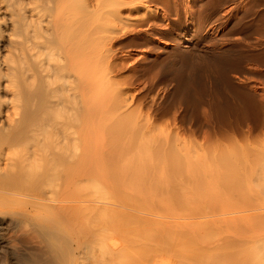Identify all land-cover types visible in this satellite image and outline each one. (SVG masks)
Returning a JSON list of instances; mask_svg holds the SVG:
<instances>
[{"label": "rangeland", "instance_id": "rangeland-1", "mask_svg": "<svg viewBox=\"0 0 264 264\" xmlns=\"http://www.w3.org/2000/svg\"><path fill=\"white\" fill-rule=\"evenodd\" d=\"M157 1L151 4L158 10L156 18L141 23L139 27L137 26V35L129 36V40L126 38L120 44L117 36L121 35V31L123 33L126 28L121 21L113 23L109 20L108 22L107 7L104 6L105 9L97 8L96 10L94 1L92 8H95V11L94 13L93 11L89 12L82 0H76L71 8L68 6L69 14L64 7L63 11L66 13V18L68 17L67 14L71 16L72 10L74 13L70 17L72 22L73 20H75L74 23L80 21L84 25L90 23L91 27H94L93 64L96 68L93 67V69L96 71L93 70V73L96 87L93 86L92 108L101 106H98L99 108L96 110L93 109V113L96 114L97 111V114L96 116L93 115L94 133L91 135L93 136L92 139L94 138L92 149L95 161H93L92 175H90L89 180H84L85 182H79L78 185L74 186L72 188H75L74 191L71 187L68 188L71 189L72 194L68 189L66 194L65 188L57 180L60 171L62 172L60 168L49 172L47 167L43 168L45 167L43 164L39 165L33 162L24 170L25 173L31 171L25 176L29 175V179L30 174H34L33 176L37 177H32L29 179L31 182L28 180L25 181L26 183L23 181L27 179L23 174L24 171L22 172L23 179L18 176V182L15 179H10L11 182L7 180L6 176L8 174L13 176V171L11 169L6 170L5 167L1 168L4 172L0 173L1 181L5 179L4 181L11 184H8L6 188L2 186L7 190L5 192L2 191L1 185L5 186L7 183L0 184V264H94L99 259L108 261V264H186L185 262L189 264H199V262L200 264H214L213 260L222 253H218L219 255L214 257L215 259L212 258L217 254L216 251L220 250H215L219 248L217 245L221 244L218 242L222 239L224 241L225 237L233 244L235 237L231 236V233L228 234L222 230L215 232V227L210 229L208 226L183 228L185 233L183 230L180 233L181 228H176L173 232L167 233V235L173 233L169 237L163 234L165 233L163 230V232H156L158 228L150 224L151 228L156 227V230H152L149 224L143 220L150 217L168 220L179 218L182 221L190 218L201 220L207 217L208 219H219L238 216L251 211L249 209L242 210V208L239 211L235 207L240 204L239 207L247 206V202L249 203L251 197H254L252 196L254 193L251 190L252 187H249L252 195L247 192L248 188L245 189L247 191H244V194L240 195V192L235 195L231 194L232 196L220 189L225 176V180L227 178L226 183H228L229 179H234L242 174L240 171L243 169L237 175V170H234L235 174L232 171V175L228 173L230 171L228 170L229 176L227 173L215 170L216 167L213 166L218 165V163L208 160L207 155H218L221 152L226 154L227 152L231 154L238 152L237 154L240 155L244 152L242 155L245 157L243 160V166H245V161H248V152H251L255 146L260 148L258 144L261 142L264 146V140H262L264 139V0H172V3L170 0H166L168 3L163 2L164 5H162L163 0H160L161 4ZM74 5H76L75 8H73ZM54 10L48 9L42 16H45L44 18H47L46 15L48 18H50L49 15L54 18L62 16L60 8L59 17L57 10ZM123 13L126 15L127 10ZM105 14H108V18ZM76 15L77 17L80 16L77 18ZM0 16L8 18L10 12L5 15L0 14ZM93 16L95 17L93 18ZM67 24L72 23L67 21ZM7 29L6 35L14 33L11 28ZM21 34L22 36L19 34L17 37L14 36L16 40L13 37L14 40H9L10 37L8 36L0 42V58L6 56L14 58V55L16 56L15 53L9 54L7 52H9L8 48L13 47V43L16 45L26 41V35L23 37L22 31ZM44 36L41 41H45L46 35ZM115 36L116 38L113 39ZM112 39L116 43L110 41ZM120 40H122L121 37ZM41 41L38 44L42 45ZM127 41L128 43L125 44ZM113 44L114 52L110 53L111 55L104 53ZM41 47L42 52L45 53L40 52L43 56L39 53L38 58L43 61L44 56L47 60L51 54L58 52L59 57L61 53H59L60 50H55L53 53L52 49H57L55 47H50L51 50L48 47L49 53L47 48L44 51L45 48ZM55 55H52L51 58H56ZM38 58L36 60H39ZM51 58H49L50 61ZM51 62L55 63L54 60ZM17 71L15 69V75L20 74ZM108 79L111 82L115 81V84L117 81L122 84L108 85ZM3 80L2 82H4ZM115 87L118 88V93L115 92ZM1 90V100L11 99V92L8 91L9 94H7V90ZM113 92L114 94H112ZM4 106L3 109L7 108L8 105L5 104ZM105 115L107 116L104 117ZM8 127L7 124L5 131L7 133L3 134V138L7 137L1 139L5 141L0 140V145H3L6 151L8 149L6 142L10 140L7 134L14 132V129ZM46 135L48 136V134L44 135L45 141L52 142V137ZM255 136L260 143H254L253 137L256 138ZM30 142L31 144L29 143L26 147L28 151H30V145L34 144L33 140ZM263 146L259 152L264 150ZM15 150L16 153H19L16 154ZM15 150L11 155L17 160L23 154L24 148L19 147ZM122 150L127 153H123ZM262 152L264 155V151ZM171 153L175 155L185 153L193 156V160H189L191 170L186 171V178H188L186 181L189 182L183 183L185 185L177 183L179 178L175 179V176L178 174L175 175L172 172L175 175L172 176L173 174L171 175L168 171L171 170L169 167L171 158L169 154L171 155ZM34 165H39L40 168L37 166V170ZM247 167H244V173L247 171ZM133 170L135 171L133 172ZM34 171L36 172L34 173ZM43 172L55 173L53 176L48 173L51 177L48 176L50 183L46 178L44 180L39 179V174L41 173V176L44 174ZM244 173L243 177L239 176V180L244 179ZM246 173L245 176L248 175ZM2 174L4 175L1 176ZM183 175L181 173L182 177ZM231 176L233 178H229ZM33 178L40 180L39 182L36 180L37 186L36 182H33ZM51 179L56 182L51 181ZM230 180L228 184L232 185L236 178L231 182L232 184ZM13 181L16 186L13 184L11 187ZM174 181L177 187L172 185ZM44 182L46 184H43ZM51 182L52 185H50ZM243 182L250 184L248 176ZM55 183L57 186H54ZM247 183L241 184L243 188L251 186ZM223 185H225V181ZM9 186L10 189L12 188L11 192L8 191L10 189H7ZM42 186L44 189H41ZM197 187L202 189L199 190ZM39 188L45 193H51V195L44 194V196H52L51 199L44 197L42 192H37L41 193L39 196L36 193V191H40ZM173 188L174 191L177 190L176 194ZM25 189L27 192L24 191ZM257 189L259 190V188ZM17 191L22 193L18 192L17 195ZM197 191H199L198 194ZM2 192L7 194L6 198L3 196L5 194H1ZM9 194H12L11 197ZM20 194H23L24 197ZM259 194H261V198L255 197L259 200L263 199L264 194ZM8 196L9 198H7ZM262 205L264 207V203ZM106 208L118 212L116 215L110 214L109 216L108 213H105L108 211L104 212ZM188 229L192 230L189 232ZM229 229L232 230L231 227H228L226 231ZM175 230L178 231L176 234ZM210 230L211 233L208 232ZM254 230L259 232L261 229L259 230L257 227ZM245 233L250 237L249 231V235L247 232ZM179 234L182 235L179 236ZM206 234L209 237L204 239ZM199 236L203 237L199 238ZM235 236L237 237V234ZM247 236L241 238L248 239ZM230 237L232 239H229ZM256 237L253 236L252 241L249 240L250 238L248 239L252 242L249 245L253 246L250 247L253 248L254 252L260 249L261 251L259 250L260 252L257 251L255 254L262 256V253L264 254V242L261 240L263 237L258 236L257 239ZM207 238H210L209 241ZM238 238H240L239 235L237 240ZM243 242L244 240L242 244ZM244 244L248 245V243ZM223 245L225 247V242ZM87 248H91L92 251L91 249L86 251ZM240 249L246 253L245 248L239 247L238 255ZM247 249L249 250V248ZM225 250H223V254L226 252ZM228 250H231V247ZM185 253L189 255L187 256ZM192 254L196 256V259L200 256L203 257L205 260L201 259V261L203 260L204 263L199 259L196 260ZM202 254L205 255V258ZM247 256L249 254L246 255V258H249ZM250 259L249 261H251ZM262 259L264 260V256ZM254 260L257 261L258 259L255 258ZM194 261H198V263ZM257 263L260 264L258 261Z\"/></svg>", "mask_w": 264, "mask_h": 264}, {"label": "bare ground", "instance_id": "bare-ground-1", "mask_svg": "<svg viewBox=\"0 0 264 264\" xmlns=\"http://www.w3.org/2000/svg\"><path fill=\"white\" fill-rule=\"evenodd\" d=\"M75 1L74 0H0V14L5 15L6 13L10 12V17H8V18H5V16H3V17L0 16V42H2V40L7 38L8 36L10 37V39L8 38L9 40H14L15 39L14 36L16 35V37H17L18 34L22 36L21 31H22V33H24L23 37H24V35H26L25 38L27 37L26 41H24V43L19 42V40H18L19 43H17L16 45H15V43H13V47L11 49L8 48L9 52L6 51L9 54L15 53L17 57L14 55V58L10 57V56L0 58V90L1 89H2L1 91H3V89H4V91L7 90V94H9L8 91L12 93V94L10 93L11 94L10 97L11 96L12 97H11V99L8 98L9 100L8 99H6V100L2 99L1 100V97H0V140L7 137V136H5L3 138V134L7 130V124L9 126L8 128L11 127V129H14V132L7 134L8 138L10 139L9 141L6 140L7 141L6 143L8 144L7 151L5 150L6 148H4L3 145H0V173L3 171V170H1V168H3V167H5L6 170L11 169V171H13V173L11 172L13 174V176H9V174L5 171L6 174H8L7 175L8 177L6 176L7 180L11 181L10 179L17 180L18 176L19 177L21 176V179H23V177H22L23 174H24V176L26 174H29L31 171L29 173H27L28 171L25 173L24 170H26V167L33 162H34V164L35 163L36 164L38 163L39 165L43 164L45 166L43 168L47 167L49 172L53 171L54 169L60 168L62 170V172L60 171V174L58 173L59 177L57 180L65 188L66 194H67L66 190L68 188L71 187V189H72L74 186L78 185L79 182H82L84 180L85 181L89 180L91 177L90 175H92L91 173L93 170V161H94V159H93L94 155H93V149H92L93 145L92 144L94 142L93 141L94 138L92 139L93 136H91V135H93L92 133H94L93 132V126H94L93 125V121H94L93 115L96 116V114H97V111H96V114L93 113L94 112L93 109L95 107L92 108V106H93V104H92L93 89H94V87H96L94 85V83H95L94 81H96V80L94 79L95 76L93 73L94 72L93 70H95V69H93V67H95L93 64L94 63V59H93V54H94V51H93V44H94L93 43V37H94L93 33L94 32L93 31H94V27L92 28L91 24L88 22L87 23L90 24V26H88V24L86 25V23H85V25H84V23L81 24L80 21L74 23L75 20H73V22H72V20H70V17H72V15H74V13H72V10H71V16L68 15L69 10L67 8H68V6L71 8L72 4H74ZM94 1L93 0H82V2L84 3V6H86V8H88L89 12L93 11V13H94L95 8L94 9L92 8L94 3L96 5V10H97V8L100 9V8H104V6H105V8L107 7L108 14H109V15L105 14V16L107 18L109 16L108 22L110 20V21H113V23L114 22H120V21L124 23V27L126 28L125 31L123 33L121 31V35L119 34L117 36L119 38V42H118L119 44H120V42L123 43L126 40V38L127 39L129 38V36L136 34V31H138V30H136L137 26L139 27V25H141V23L148 22L152 18H156L157 13H158L157 8L152 7V5H151V4H153V2L156 3L157 0H94ZM158 1L161 4V1L160 0H158ZM158 1H157V3H159ZM167 1H169V0H167ZM163 2L165 3L166 0L162 1V5H164ZM170 2L172 3V0H170ZM170 2H169V6H170ZM166 3H168V2H166ZM66 4H67V6H66ZM75 6L76 5H74L73 8H75ZM166 6H168V5H166ZM64 7H66V11H68V14H67L68 17L67 18L65 17L66 13L63 11ZM108 7H109V9H108ZM59 8H60V10H62V16L61 17H59V14H60ZM48 9L50 11H53L54 9L57 10L56 12H58V14L56 12L55 13L58 15L59 18H57V17L54 18V17H51L50 15H49L50 18H48V15H46L48 19L44 18L45 16L43 17L42 14ZM125 10H127L126 15H124V13H123ZM63 13H64V17H63ZM44 15H45V13H44ZM76 17H77V15H76ZM94 17L95 16H93V18ZM65 21L66 22L68 21L69 23H72V24L66 25ZM64 24L66 27L64 26ZM107 24H109V23H107ZM61 25H63L62 26L63 28L62 27L60 28ZM5 28H6V30H5ZM7 28H11L14 33H10V34L8 33V35H6L8 32ZM121 28H123V27H121ZM61 30H62V33H61ZM63 30H64V32H63ZM66 30H67V33H66ZM95 30H96V28H95ZM18 31H19V33H18ZM16 32H17V34H16ZM44 35H46L45 41L44 40L41 41V39L43 37H45ZM12 37L14 39H12ZM120 37L122 40H120ZM37 38L38 39L40 38L39 41H41L42 45L40 43L38 44L39 41ZM111 38H112V36H111ZM114 38H116V36L113 37V39ZM32 39H34V41H32ZM113 39L110 41H113ZM20 41H22V40H20ZM10 42H12V41H10ZM113 42H115V41H113ZM127 43H128V41L125 42V44H127ZM41 46H43V48H45L44 51H46V48L48 49V47H49V49H50V47H55L57 49L53 48L54 49V50L52 49L53 53L55 50L56 51L60 50L59 53L61 52L60 53L61 56L59 54V57H58V52L57 53L55 52L54 54H51V57H53L52 55L56 54L55 55L56 58L52 59L51 57H49V58H51V61L54 60L55 63L51 62L49 58H48L49 60L48 59L46 60V56H44V58H43L44 61H43V60L38 58L39 57L38 54L43 51ZM124 46H127V45H124ZM0 47H1V45H0ZM2 47H4V46L2 45ZM49 49H48V53L50 52ZM107 52H109V53H107ZM107 52L105 50L104 53L109 55L110 53L114 52V44L111 48L108 49ZM42 53H40V55L43 56V54L45 52L43 54ZM105 56H107V55H105ZM47 57H48V55H47ZM37 58L41 61L37 62V61H39V60H36ZM105 58H107V57H105ZM30 60H32V61H30ZM56 60H57V62H56ZM29 61H30V63H29ZM95 63H96V61H95ZM15 69L19 71L20 74L17 71V73L19 75H17V74L15 75V73H16ZM103 78H105V77H103ZM125 78H127V77H125ZM109 79H108V81H109ZM2 80L4 82H2ZM114 82L109 81L108 85L113 84ZM118 83L122 84L121 82L117 81L116 84H118ZM117 89L118 88L114 89L115 92H117ZM240 93H242V92H240ZM112 94H114V92ZM0 96H1V94H0ZM238 98H239V96H238ZM100 99H102V98H100ZM241 99H243V98H241ZM247 100L250 102L249 99H247ZM222 102H223V100H222ZM241 102H244V101H241ZM249 102H247V103H249ZM252 102H253V100H252ZM5 104H6V106L7 105L8 106H7V108L3 109V107H5L4 106ZM96 105H98V104H96ZM98 106H101V105H98ZM98 106H96V108H99ZM96 108L94 110H96ZM101 110H102V108H101ZM120 110H122V109H120ZM102 112H103V110H102ZM116 114H115V116H116ZM101 115H103V113ZM226 115H228V113ZM106 116L107 115H105L104 117H106ZM100 117H102V116H100ZM95 121H98V120L95 119ZM113 122H114V120H113ZM95 123H97V122H95ZM100 123L101 122H99L97 124H100ZM95 129H96V127H95ZM98 129H100V128H98ZM123 131H125V130H123ZM45 134H48V136L46 135L47 137H49V136L52 137V142L51 141H49V142L45 141V138H44ZM99 134L101 135V132ZM94 136H95V134H94ZM255 137L256 138L253 137L254 143L255 144L260 143L257 136H255ZM32 140L34 141V144L30 145L32 149L30 148V151H28V150H26L27 149L26 147L28 146L29 143L31 144L30 141H32ZM260 140H261V138H260ZM262 140H264V139H262ZM1 141L3 142L5 140H1ZM252 143H253V141H252ZM258 145H260V148H261V146H263L262 142ZM19 147L24 148V152L22 154L20 151V153L22 155L19 157V159L16 160L15 158H13V156L11 154L16 148H19ZM251 148H253V147H251ZM260 148L255 146V148L251 149L252 151L254 150L253 152L252 151L248 152L249 154H248L247 158H248L249 162L248 161L247 162L249 163V165L245 161V164H246L245 166H243V160H245V157L242 155V154H244V152L240 155L237 154L238 152L236 154H231L228 152L226 154L225 152H221V154L219 153L218 155L217 154L207 155L208 160L216 161L218 163V165L213 166V167H216L215 170L222 171L223 173H227V171L230 170V171H228V173H230V174L232 171H233V174H235L234 170L235 171L237 170L236 175H237V173L239 174L241 172L242 174H240L236 177L234 176L236 178V180L237 179L239 180V176L243 177L242 175H243L244 170H245L244 167L248 166L246 169L247 170L246 172L248 173V175L245 176V173H246L245 172L244 173V179H245V177L247 179V176H248V180H250V184H248L247 182H243L244 179H242V178L240 179L241 182H239L240 180L236 181L235 178L230 180L229 178H233L231 176L228 178L230 180V183L233 180H235L236 184H234L235 181H233V184L231 183L232 185H230V184H228L229 180L227 181L228 183H226V180H227V178L225 180L226 176L225 177L223 176L224 179H223V182L221 185L222 187L221 188L219 187V188L222 191H225V193H227V195L228 194L235 195L236 193L239 194L240 192H241L240 195H242V193L244 191L245 192L247 191L245 189H247V188L249 189V187L250 188L252 187L251 190H252V192L256 193V195H254V193H252L253 194L252 195L250 189L247 191V192H250V194L252 196H254V197H251V200L249 203L247 202V206L239 207L241 205L240 204L239 206L235 207L236 210L237 209L241 210V208H242V210L243 209H245V210L249 209V210H251L250 212L243 213L244 215L239 214L240 216L235 215L232 217H223V218L221 217L219 219H216V218L215 219H212V218L208 219V217H207L206 219H201V220L197 219V218L196 219L190 218V219H184L182 221L179 218L178 219L174 218V219L168 220V219H163V218H158V217H150V218H146V220H143V221L147 222V224H149L150 228H151L150 224L156 226L158 228L157 229L158 231H156V232L163 230L165 232L163 234H166V236H169L170 234L173 235V233H169L168 235H167V233L173 232L174 229H176V228L177 229L181 228V230H179V232L182 233V230H183L185 233L186 231L184 229H187V228H192V227L193 228L194 227L195 228H197V227L203 228V226H205V227L208 226V228L210 229L211 227L212 228L215 227L216 228V229L214 228L215 232L222 230V232L225 231L228 234L231 233V236L233 235V237H235L236 239L235 238H234L235 240L233 239V241L235 242V243L233 242V244L230 241H228V238H225V237H224V241H223V239L220 240L218 242V244L220 242H221V244L217 245V247L219 246V248L217 249L214 246V249L216 248L215 250H219V249L220 250L218 252L216 251L217 254L214 253L216 255H214L212 258L215 259L214 257H217L220 254V252H222V253L215 260H213L215 263L214 262H212V263H214V264H258L257 263V261H258L260 264H264V260L262 259L264 254L262 253V256L259 254H255V253H257V251L259 253L261 250L259 249L260 251L257 250L254 252L253 248H252L253 246L249 245L250 243H252L250 241H252L251 239H253V236L256 237V235H258L259 237L262 236L263 238L261 240L264 242V235H262V234H264V232H263L264 231V229H263L264 228V226H263V224H264V207L262 205V203H264V200H263L264 198L260 199V200L258 199V198H261L260 197L261 194H259V193L264 194V192H263L264 191V155L262 152L264 150H261L259 152ZM263 148H264V146H263ZM124 151H123V153H127ZM16 152L17 151L15 150V153ZM78 152H80V153H78ZM18 153H16V154H18ZM169 156L171 157L169 160L170 161L169 167L171 169V170H168L169 173L171 175L173 173L175 175L178 174L177 176H175L174 174L172 175V176H175V179L177 177L179 178L180 182L177 180V183H182V184L185 183L186 184V182H189V181H186L188 179V178H186L187 177L186 171L188 172L191 170L190 165H189V160H193V156L192 155L189 156V154H185V153H182L180 155H177V154L175 155V154L171 153V155L169 154ZM95 160H96V158H95ZM114 160H116V159H114ZM123 163H125V162H123ZM39 165H37V166H39ZM129 165H130V163H129ZM131 165H132V163H131ZM34 166H36V165H34ZM37 166L35 167L36 169H37ZM127 167H128V164H127ZM136 167H137V165H136ZM39 168H40V166H39ZM240 170H242V171H240ZM23 171H24V173L22 174ZM134 171L135 170H133V172ZM9 172H10V170H9ZM15 172H16V174H15ZM35 172L36 171H34V173ZM136 172H137V170H136ZM2 173H4V172H2ZM48 173H44L41 176H40V174H41L40 173L39 174L40 178L39 177L38 178L40 180H42V179L44 180V178H46V180H48V178L50 177V175H48ZM52 173H54V172H51L49 174H51L52 176L55 175V173L54 174H52ZM181 173H182V175L184 174L183 177L181 176ZM179 174H180V177H179ZM227 174H225V175H227ZM3 175L4 174H2L1 176H3ZM33 175L34 174H30L29 179L34 177ZM28 176L29 175L25 176V177H27V179L23 180L24 183H26L25 181L29 180ZM56 176H57V172H56ZM36 177H34V178H36ZM4 178H5V176H4ZM4 180L5 179H3V181H1V177H0V181H1L0 184H3V183L6 184L7 183L6 184L7 186L1 185V187L3 186L6 188V187H8V184H11V183H8V181L6 182ZM19 180H20V178H19ZM36 180L34 179L33 182H36L35 184L37 186L38 180L37 181ZM49 180H48V183H50ZM51 181H55V180L51 179ZM175 181L173 184L171 183L174 186H176ZM224 181H225V185H223ZM16 182H18V180ZM28 182H31V181L29 180ZM46 182H44L43 184H46ZM246 183H247V185H251V186H245L243 188L242 185L243 184L245 185ZM13 184H14V186H16L14 181H13L11 187L13 186ZM185 184H183V185H185ZM40 185H42V184H40ZM47 185H49V184H47ZM50 185H52V182ZM55 185L57 186L56 183L54 184V186ZM240 186H242V187H240ZM38 187H40V186L38 185ZM43 187L44 186H42L41 189H44ZM58 187H60V186H58ZM63 187L61 188V190L63 189ZM257 188H259V190L261 189L262 191L260 192ZM7 189H10V186ZM26 189L24 191L27 192ZM56 189H57V187H56ZM71 189H68V191L70 192ZM198 189L200 190L202 188H198ZM5 190L6 189H4V188L2 189V191H4V192H5ZM11 190H12V188L8 191L11 192ZM39 190H40V188H39ZM72 190L74 191L75 188ZM174 190L175 189L173 188V191ZM195 190H197V189H195ZM212 190L214 191V189H212ZM212 190H210V191H212ZM15 191H16V189H15ZM176 191H174L175 194H176ZM18 192L19 191L16 192L17 195H18ZM37 192H42L43 196H44V194L48 193V192L45 193V191H42V190L36 191V193ZM55 192H57V191H55ZM198 192L199 191H197V194H198ZM13 193H15V192H13ZM215 193H216V191H215ZM1 194H5V193L2 192ZM12 194H9V196L11 197ZM33 194H31V195H33ZM37 194L39 195L41 193H37ZM48 194L51 195V193H48ZM56 194H58V193H56ZM17 195H16V197H17ZM3 196H5V198H6L7 194H5ZM9 196L7 198H9ZM21 196H23V194ZM39 196H41V195H39ZM63 196H66V195L63 194ZM67 196H69V195H67ZM250 196H249V198H250ZM255 196H257V197L259 196V197L257 198ZM42 197H40V198H42ZM44 197H49L51 199L52 196H44ZM12 198H14V196H12ZM18 198H22V197H18ZM253 198H255V199H253ZM256 198H257V200H256ZM67 199H69V197ZM261 200H262V202H261ZM178 201H180V200H178ZM220 201H222V200H220ZM237 205H238V203H237ZM221 208H222V206H221ZM235 209H233V210H235ZM222 210H224V209H222ZM105 211H108V212H105ZM69 212H72V211H69ZM104 212L106 214L108 213L110 216V214L116 215V212H118V211L106 208V209H104ZM126 215H129V214H126ZM123 218H124V216H123ZM260 225H261V228H260ZM262 226H263V228H262ZM156 227L155 228L153 227L151 229L156 230ZM228 227L229 228L231 227V229L233 231L230 229L228 231H226L228 229ZM257 227L259 230L261 229L260 230L262 232L261 235H260V233H261L260 231L257 232L256 230H254ZM234 228L236 229L235 231H234ZM238 228L243 232L242 234ZM245 228L246 229L250 228L253 231H251L249 229L246 231ZM191 230L188 229L189 232ZM199 230H200V228H199ZM175 231H176L175 232V234H176L178 231L177 230H175ZM193 231H194V229H193ZM244 231L247 233L249 231L250 235H249V233H248V235L250 237H248ZM208 232L211 233L212 231L210 230ZM233 232H234V234H233ZM235 232H240V233H235ZM255 233H257V234H255ZM236 234H237V237L239 235L240 238L241 237L246 238L245 237V235H246L248 237V239L250 238L249 239L250 241L248 239H243V238H241V239L238 238V240H237V237L235 236ZM243 234H244V236H242ZM251 234H252V236H251ZM180 235H182V234H179V236ZM258 236L256 237V239L258 238ZM202 237L199 236V238H202ZM206 237H209V236L206 234L204 239H206ZM210 238H207L208 241ZM93 239H95V238H93ZM226 239H227V241H226ZM229 239H232V237H230ZM92 240H90V242H92ZM211 240H213V239H211ZM236 240L239 242H237ZM243 240H244V242L242 244ZM224 242L226 244L225 245L226 248L223 247ZM196 243H197V241H196ZM244 243H248V245H246ZM89 244H91V243H89ZM228 244L229 245L231 244L232 246L231 245L229 246ZM240 245L246 249L245 250L246 253H248L250 250V252L248 253L249 256H247L249 258H246V255H248V254H246L244 252V250H242V249H240V250H242L243 252L239 250V255L242 253L241 254L242 257H241V255L240 256L238 255L237 251H238L239 247L242 248ZM245 245H246V247L248 246L247 248H249V250L246 247H244ZM237 246H238V248H237ZM250 246H252V247H250ZM2 247H4V246H2ZM89 247H90V245H89ZM91 247H93V246H91ZM222 247H223V249H222ZM230 247H231V250H228V249H230ZM254 247H255V245H254ZM236 248H237V251H236ZM250 248H252V249H250ZM87 249H86V251H89L91 248L88 250ZM209 249H212V248H209ZM224 249H226L225 250L226 252L223 254ZM203 250H205V249H203ZM91 251H92V249H91ZM227 251H228V253H227ZM81 252H82V250H81ZM83 253H84V251H83ZM90 253H92V252H90ZM186 254L187 253H185V255ZM188 255L189 254H187V256ZM192 255L194 256V254H192ZM203 256L205 258V255H203ZM257 256L258 257L260 256L261 258H258ZM194 257L196 259V256H194ZM255 258H256V260L257 259L258 260L255 261L254 260ZM184 259H186V258H184ZM198 259L201 261V259H203V257L202 258H201V256H200V258L197 257L196 260H198ZM249 259L251 261H249ZM203 260H205V259H203ZM203 260L201 261L202 263H204ZM93 261H94V259H93ZM194 262L198 263V261H194ZM185 263L189 264L187 262H185ZM94 264H108V261L99 259ZM199 264H200V262H199ZM206 264H208V263H206Z\"/></svg>", "mask_w": 264, "mask_h": 264}]
</instances>
